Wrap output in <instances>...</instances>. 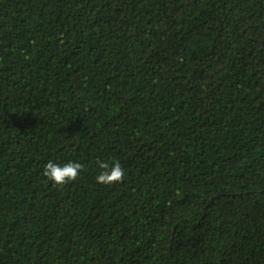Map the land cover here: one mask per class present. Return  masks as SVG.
I'll return each instance as SVG.
<instances>
[{"label": "trees", "instance_id": "16d2710c", "mask_svg": "<svg viewBox=\"0 0 264 264\" xmlns=\"http://www.w3.org/2000/svg\"><path fill=\"white\" fill-rule=\"evenodd\" d=\"M0 264H264V0H0Z\"/></svg>", "mask_w": 264, "mask_h": 264}, {"label": "clouds", "instance_id": "9594fccd", "mask_svg": "<svg viewBox=\"0 0 264 264\" xmlns=\"http://www.w3.org/2000/svg\"><path fill=\"white\" fill-rule=\"evenodd\" d=\"M99 167L103 171L96 177L98 183L102 184H113L116 182H121L124 179V170L121 164L116 161L113 165H109L107 162L100 161ZM83 165L76 161H70L63 164L62 166L49 161L44 168V175L49 179L54 181L56 185H65L69 181H75Z\"/></svg>", "mask_w": 264, "mask_h": 264}]
</instances>
